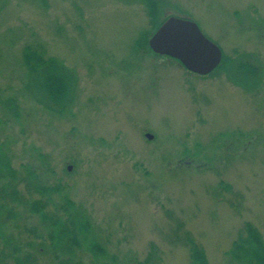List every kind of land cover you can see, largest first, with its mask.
Returning a JSON list of instances; mask_svg holds the SVG:
<instances>
[{"label": "rangeland", "instance_id": "obj_1", "mask_svg": "<svg viewBox=\"0 0 264 264\" xmlns=\"http://www.w3.org/2000/svg\"><path fill=\"white\" fill-rule=\"evenodd\" d=\"M169 3L223 56L264 66V0ZM149 27L138 0H0V139L19 175L30 166L44 183L64 185L85 212L105 253L85 246L83 264H192L193 245L210 264H228L247 223L264 237V73L258 91L221 71L202 77L142 50L137 40ZM27 45L76 73L64 111L28 95ZM11 98L18 115L5 107ZM19 215L20 224H38ZM40 264L57 261L44 254Z\"/></svg>", "mask_w": 264, "mask_h": 264}, {"label": "trees", "instance_id": "obj_2", "mask_svg": "<svg viewBox=\"0 0 264 264\" xmlns=\"http://www.w3.org/2000/svg\"><path fill=\"white\" fill-rule=\"evenodd\" d=\"M138 1L147 10L150 27L137 40V45L153 52L149 37L175 14L170 11L169 0ZM22 58L27 71L25 88L30 98L47 109L59 112L67 109L77 88L76 73L62 60L32 45L24 47ZM220 71L247 91H258L263 82L264 66L255 56L224 55L221 64L209 75ZM6 102V109L18 115V102L14 98ZM12 161L6 143L0 139V264H40L44 254L52 256L57 264H83L77 252L87 250L85 246L94 256L104 254L105 248L90 234L92 226L85 212L68 197L65 186L44 183L30 166L24 165L26 172L19 175ZM57 196H62L61 201L56 200ZM26 211L38 218L37 225L19 223V213ZM23 234L28 236L26 241ZM154 247L151 255L157 254ZM228 256V264H264V237L260 230L247 223L233 241ZM191 258L192 264H210L204 249L197 245L191 249ZM151 261L152 257L144 264Z\"/></svg>", "mask_w": 264, "mask_h": 264}, {"label": "water", "instance_id": "obj_3", "mask_svg": "<svg viewBox=\"0 0 264 264\" xmlns=\"http://www.w3.org/2000/svg\"><path fill=\"white\" fill-rule=\"evenodd\" d=\"M153 52L178 60L189 71L206 76L222 62L221 47L203 33L196 21L172 15L149 39ZM149 139L153 138L147 133ZM71 169V166L69 167Z\"/></svg>", "mask_w": 264, "mask_h": 264}]
</instances>
